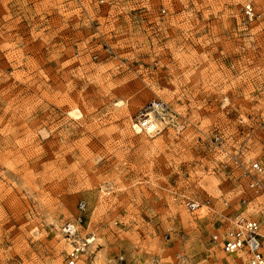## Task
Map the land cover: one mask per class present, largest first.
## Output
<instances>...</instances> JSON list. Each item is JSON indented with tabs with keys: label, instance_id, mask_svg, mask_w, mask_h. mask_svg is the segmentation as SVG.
Returning <instances> with one entry per match:
<instances>
[{
	"label": "rangeland",
	"instance_id": "374dc122",
	"mask_svg": "<svg viewBox=\"0 0 264 264\" xmlns=\"http://www.w3.org/2000/svg\"><path fill=\"white\" fill-rule=\"evenodd\" d=\"M249 1L264 12L0 0V264H64L59 229L79 201L95 237L81 264H242L221 243L237 210L260 221L264 251V174L256 192L234 163L264 165V29L243 23ZM155 101L161 131L137 133Z\"/></svg>",
	"mask_w": 264,
	"mask_h": 264
},
{
	"label": "built area",
	"instance_id": "2783aa9c",
	"mask_svg": "<svg viewBox=\"0 0 264 264\" xmlns=\"http://www.w3.org/2000/svg\"><path fill=\"white\" fill-rule=\"evenodd\" d=\"M242 19L245 24L260 22L264 29V12L251 1L243 5ZM262 89H264V84L262 85ZM158 104L160 106L163 105L162 102L155 101V103H152V106ZM138 123L140 125V132L150 130L147 128L145 120L142 122L138 121ZM155 131V133H158L161 131V128L158 127ZM217 139L218 137H215V141ZM234 163L241 169L242 175L246 177L249 188L256 192L262 189L261 176L264 174V165L260 161L255 160L246 165L240 159L234 158ZM184 206L188 211L195 212L204 206L207 207L208 202L203 203L196 199H186ZM77 210V216L73 219L65 220L59 229L60 235L66 244L64 264L82 263L95 240L92 233H86L83 230L86 224V203L79 201ZM260 227L259 220L250 218L242 211L237 210L228 220V226L221 240L222 250L237 258H243L242 255H244L242 264H264ZM213 239H217V235H214ZM194 264H197V262Z\"/></svg>",
	"mask_w": 264,
	"mask_h": 264
},
{
	"label": "bare ground",
	"instance_id": "6f19581e",
	"mask_svg": "<svg viewBox=\"0 0 264 264\" xmlns=\"http://www.w3.org/2000/svg\"><path fill=\"white\" fill-rule=\"evenodd\" d=\"M144 111H145L144 114L141 113L142 114L141 116H143V119L141 118L139 121L142 122L143 120H145L147 128L150 129L149 131H145V132L148 133V134H154L156 132L155 130H157L158 127H160V126H158V122L156 121V119H157V117H162L163 118L165 116L166 109L163 106H160L158 104V105H153L151 108H146V109H144ZM69 115L77 118L81 114H80V112L78 110H73L72 109L71 111H69ZM133 127L137 131V133L140 132L139 123L134 124ZM55 226H57V224H55ZM230 255H232V254H230ZM242 257H244V255H242ZM237 259H240V258H237Z\"/></svg>",
	"mask_w": 264,
	"mask_h": 264
}]
</instances>
